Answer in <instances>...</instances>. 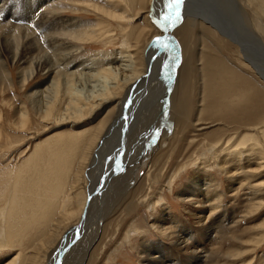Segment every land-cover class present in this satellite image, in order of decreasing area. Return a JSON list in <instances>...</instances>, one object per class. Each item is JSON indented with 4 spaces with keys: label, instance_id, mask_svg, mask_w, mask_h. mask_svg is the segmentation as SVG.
<instances>
[{
    "label": "rangeland",
    "instance_id": "obj_1",
    "mask_svg": "<svg viewBox=\"0 0 264 264\" xmlns=\"http://www.w3.org/2000/svg\"><path fill=\"white\" fill-rule=\"evenodd\" d=\"M4 1L5 2H3V0H0V6L2 5V7H4V12L0 17V40H2L0 41V51L2 50L0 52V62L5 66L4 69H0V75L2 76H0V264L7 263L17 255L19 257V261H17L16 264H27L31 262L30 260L33 254L32 252H34L35 249H30L28 247V244L38 243L39 240L48 237L47 230L50 227V225L48 224H51L54 218H56L59 213L58 206L55 205V210L53 211V202H46V198L55 191L56 183L58 185L60 184L59 186L62 190L59 198L55 200L56 202L58 201V203L60 202V205L64 200H67L68 197L69 200L67 203V207L69 206L70 201L74 204V200L75 202L79 200V197L75 198V195L72 194L71 188L68 191V188L73 179L78 175L76 171H74L78 158L75 160L76 154L74 152L75 149L73 150V148L75 147V143L77 141H85L87 140V138L86 136H83V139L81 137L74 138L73 136H78L81 134L83 135L85 130L84 128L86 126L93 127L96 121H89L88 123V118H91L92 115H88V118H84L87 116H82V119L78 116L74 117L73 114L71 115V118H69V115L65 114L68 105L69 92L66 88V79H64V76L61 77V80L65 85L62 86V92L59 95L58 99H56L55 97V92L49 91V88H47L51 81L54 79L55 72L51 74L50 72H46V70H39V72L28 81V83H23L22 77L24 74H26V70L29 69V64L26 62H20L19 56L14 58V49L15 47L19 46V53H22L23 50L26 49V59H33V57L42 56V54L43 56L48 57L50 56V54H52L53 49L50 45H47L45 39L43 38V35H41L42 33L38 29H36L37 27L34 26V24H32V19H35V21H37L36 19L40 17L42 12H44V15L50 17V12L58 11L59 15H61L59 16L58 12H56L58 15L57 21L59 24H63L64 20L73 22L76 21L82 25L80 27L81 31H91L92 27H88L91 22L92 24H96L101 19H104V23L100 25L103 30L101 32L103 38H94V41L89 40L90 42L86 44L79 41H72L76 49L75 54L77 56L74 57V61L77 63L76 65H79V62H84V65H82L84 66L82 67L84 70L80 67L78 69V72L81 71L82 73H90L91 68L97 65L90 64L87 67L85 63H89L93 60L95 61V63L99 61L103 65H106V62L110 60L109 58L111 57L112 60L117 57L119 51H121L124 47L126 48V45L128 43L136 46V50L134 52L132 50L129 52L130 59L128 57V63H130L131 61L132 54L135 56H137V53L141 54L143 50L138 51V49H143V47L142 44L137 45V39L139 41H142L143 39V36L145 34V32L143 31V27L146 20L144 19V14L140 16V18L138 17L133 19V16L135 15V12L138 8L137 5H139L137 0H132L133 4H131V1L129 0H118L119 2L121 1L120 3L125 7H128L130 11L129 13L125 14L127 18L123 21H114L112 19H108V17L104 15L101 16L99 11L96 9V6L98 4L111 9L112 0H56L55 3L51 7H49V9H44L41 7L49 0ZM240 1L243 2L244 5H248V0ZM108 2L111 3L109 4ZM198 2L200 3H198L196 7H193L192 3H186V8L187 6H190V8H192V11L189 12L190 15L198 18V21L201 22L198 23V25H210L209 21L206 20H212L213 24L216 25L218 29H215L213 26L209 27H211L215 31L217 30L220 33L221 37L225 36V40L228 41L226 42V44L224 42H221L220 44V47L224 48L225 50L224 53H227L230 55V57L234 58L235 61L239 63L238 65L244 64L243 61H238L240 58L236 51L240 50L239 47L243 42V31L241 18L239 16V13L236 12L234 6L228 9L227 18L222 19L221 21H215L214 15L211 12L209 6H205L204 4H202L201 0H198ZM151 5H149L150 11L152 9ZM161 8L158 13L155 12V16L152 17V19L156 18L157 20L160 19L163 21L161 17L170 15L172 9H168L165 5L164 7L161 6ZM250 10L251 8L248 5L249 15L248 18L246 15H244L245 21H247V23L251 25L253 30L255 29L254 31H256L258 24H262V26L264 27V14H259L261 17H258V14V16H256V13H253V11ZM61 11L63 13H61ZM175 12L176 10H174V13ZM152 19H150L152 21L151 23H154V20ZM205 21L206 23L208 22V24H206ZM107 25L108 27L110 25V27L108 28ZM158 27L159 26L156 24L152 29L151 35H156L157 31L159 34L164 35L162 29L160 30ZM177 27H175L174 29H177ZM46 31L48 30H45L44 32ZM261 31V37L264 41V30ZM170 33L179 41V36L174 30ZM101 34L100 36L102 37ZM28 35L31 37H28ZM199 36L202 37V46L200 47L201 52H209L210 48L213 46V43H210L211 45H209L207 40H209V36L213 38L214 34L206 31V34L200 33ZM195 39L197 40L198 36L194 33L193 40ZM235 39L238 41H236ZM147 40L150 41L149 38ZM21 41L24 42V44ZM204 42H206L210 47L206 48L204 46ZM144 45V47H146V45L148 46L147 43ZM175 45L176 44L174 43V46ZM76 47H78V49ZM176 49L180 50L177 47ZM255 51L256 50L254 47V51L250 54L249 57L246 58V60H254L255 54H257V52ZM178 52V55H180L181 51ZM261 52L264 63V51ZM99 59H101V61ZM179 61L180 59H178L176 63H179ZM232 66L234 67L236 65L232 64ZM66 70H64L63 73L69 74V69ZM171 79L172 81H170V86H172L169 87V90H172V87L175 85V80L173 78ZM85 82L79 81L77 83V88L83 90L84 93L87 92L94 84L91 81L86 82V84ZM201 85V78L199 77L196 82L195 92H193L192 90V94L195 93L194 97H197L195 102L196 106L199 105V101H197V99L201 96L202 91L199 90V86ZM169 90L167 91L168 93H166L168 97H170L171 94ZM262 95L263 96L261 99H264V94ZM61 98L63 101L61 100ZM125 107H127L125 109H128V106ZM44 109L48 112H46ZM23 112H26V117H24V119L22 117ZM208 112H206V115H209ZM136 116L139 117L140 113H138ZM63 117L65 118L63 119ZM129 118L127 119V117L125 116L123 119L119 120L118 124H122L123 121L126 123ZM142 118H144L143 115ZM237 118L240 119V116L237 115ZM195 120L196 119L191 120V124L194 127L190 129L192 133L190 132L189 135H186L187 139L183 138L180 144H176H179V148L177 151L181 152H178L176 157L177 159L171 162L174 163V166L173 164H170V167H168L167 169L164 164H166L169 153H167L166 151L170 149V139L174 133L172 132L168 134L167 136L169 138L166 139L165 142L163 141V143H159L155 147L156 150H152L151 147H149V145L146 143L152 135V139L153 137H156L157 139L159 138V135L156 132V128L154 129V132L149 133L142 141H140V143L145 141L143 142L144 145H142V152H138L136 154L137 156L128 161L124 167L117 168L116 172L114 173V175H112L111 179L108 180L105 186L106 188L108 183H111L112 188L108 190V192H106V189L104 187H100V198H98L97 200L94 199V202L90 204L91 209L88 219L89 222L104 213V211L102 210L104 209L106 215L102 214L99 218L102 217V219H104L103 217H107L109 215L117 218V226H114V228L112 227L111 233L109 234V236H105L103 241L102 237L95 242V248L93 249L95 251H88V244L93 240V234H91L90 236L87 235L85 237L88 240L87 246L85 247L82 245V243H77V241L73 239V243L70 242V244L65 248L64 251L66 253L63 252L61 254L62 257L59 258L60 263L57 262L58 264H88L89 257L92 256V253H95V259L92 264H152V262L150 261V256L153 257L155 255L159 256V258L165 259L166 264H264V240L260 242V238H258L259 235L255 230L259 223L264 219V206L258 210L250 211L248 209V204L252 197L251 190H249L251 188L249 187L254 185L258 181V183L256 184H260L261 182L263 184L258 189L264 190V181H260V179L263 180L264 175L260 174L262 176L257 175V177L252 173H248L247 175V170H251L256 166L255 161L258 159V157H256V155H254V157L253 155H244L243 160L240 161V157H235L228 154L226 155L225 153L221 155V153H219V159L222 162L220 163V165H215L216 162L214 161L213 163L211 161H209L208 163H203V161L194 163L199 159L201 153L209 147V144H211L212 141H215L219 137L224 136L222 142L230 140L231 143L229 142V144L231 145V148H233L234 146H236L235 142L237 138L234 134L235 130L233 129V127L229 126L227 129L226 124H223L221 121H214L212 119L210 121H200L199 123H194ZM85 122H87L89 125H82ZM143 122L141 124H143ZM168 122L169 117H166V120L162 123L164 125H167ZM138 126L139 125L136 126V129L139 128ZM241 132H243V134L248 133L246 128H241ZM129 133L130 131H127L124 134V138L127 137ZM199 133L202 135H200ZM71 136L73 138H70L69 147H71L72 145V149H69L74 152H70L72 155H74V157H68V154H66L62 157H57L54 159L51 158L50 153H48L50 152V149L56 151V147L60 148L61 143L67 144V141L69 139L68 137ZM233 136H235L236 138L234 137L235 139H231L233 138ZM242 137L243 136H241V138ZM156 138L155 141L157 142L158 140ZM232 141L235 145L232 144ZM176 145L173 146V149L175 151V148H177ZM226 145H224V148H227L229 146L228 143H226ZM187 146L189 148L187 150H184V147L186 149ZM128 150L130 149H128L125 145L123 146V144L120 148H115L116 154L118 155H121ZM77 151H79L78 148H76V152ZM247 152H249L248 149L245 151V154H247ZM207 156L208 155H206V157ZM233 157H235L236 159H234ZM73 158L74 160H72ZM155 158L160 164H154V162H156ZM246 158L248 159V161ZM249 159H251V161H249ZM253 162L255 163L253 164ZM68 163L70 164L68 165ZM90 163H93V160H91ZM153 164L155 166H153ZM208 164L213 165L212 167L210 165L207 167ZM160 165L163 167L161 168ZM221 165L226 167L224 168L225 170H231V173H233L232 176H234V178H229L228 175L224 172ZM150 166L152 167V169L150 168ZM182 166L184 167L181 169V176L179 175L176 177V182H174L172 186V191H169L167 188L166 190H164L163 188V191L159 190L161 186L164 185L165 181L167 183L166 179H168L167 177L171 176L173 170H175V172H178L179 168H181ZM64 167L68 170L67 175L63 174L64 176H60L62 169H65ZM242 167L245 168L243 169ZM59 168L62 169L59 170ZM154 170L156 173L154 172ZM154 174H157L159 178L158 181L154 182L153 188H146L144 190H141L148 180V176L149 179H151L152 176H155ZM89 176L90 174H88V176L84 174V180H81L83 187L86 186V180L90 184ZM205 178L208 179V182H212L211 184L213 185V187L209 189L210 191L208 190L205 195H196L194 199L190 201L185 200L186 202L179 197L180 195H182L184 198L182 191H184V189H187L186 191L190 190L192 186L190 185V183L192 181H194L195 185L199 186L201 184L202 186ZM152 180L153 179H151V181ZM231 180L233 181L231 182ZM102 181L103 180L101 179L97 183L95 182L92 186V189L94 190L95 184L97 188L99 183L101 184ZM231 186H233L234 189H231ZM132 192L134 193L133 195L131 194ZM160 195H163L164 197V199L162 200L164 204L158 205L157 200ZM145 196L146 201L144 200ZM37 197L41 198L37 200ZM123 197H128V200L122 205V208L120 207L121 205H119V202ZM207 199H209V205L206 207H204L205 205L201 204L200 202L198 204L193 203L194 200L204 201ZM112 200L114 202H112ZM129 201H132L131 205H128ZM43 202H46L45 204L47 206ZM126 208L129 210L127 211ZM17 212H19V214ZM43 212H45L46 214ZM51 212H54L55 214ZM201 213H203V215L206 214L207 219L205 218V221L203 220L204 222L200 220L201 217L199 218ZM196 214L197 217L194 216ZM173 216L175 217V219L173 218ZM223 217L226 227L221 230V237H219V231L217 230L219 229L218 223ZM75 218L76 220H78L76 216ZM43 219H46L47 221ZM42 221L45 223L47 222L48 224H44ZM161 225H165L168 230H163ZM165 226L163 227L165 228ZM62 230L60 232L61 236L58 235L57 237L58 241H60V238L66 235V233H70V230L68 228H63ZM179 230H183V232L185 233L184 235L187 234V237H191V240H188L189 242L191 241L190 247H192L195 243L197 245L196 247H198L200 250L199 252L194 253L192 251V249H195V247L190 248V250L186 251L176 244L175 241H178L176 233ZM86 232L87 231L83 232V234H85ZM131 233L133 236L129 238V234ZM39 244L40 243H38V245ZM51 244H54L52 245L51 249H55L52 252L54 253L56 250H58V242ZM35 245L37 246V244ZM219 245L222 246L220 247ZM257 246L258 248H260L258 249ZM80 247L81 251H79ZM248 248L252 252H247L248 254H246V249ZM238 252L241 255H239ZM237 253L238 255H236ZM216 254H221L220 257L216 259L217 263L208 262V258H213ZM26 256L28 257L27 259ZM49 256V254L38 255L34 264H49V262H47ZM200 256H203L204 258H201Z\"/></svg>",
    "mask_w": 264,
    "mask_h": 264
},
{
    "label": "bare ground",
    "instance_id": "obj_2",
    "mask_svg": "<svg viewBox=\"0 0 264 264\" xmlns=\"http://www.w3.org/2000/svg\"><path fill=\"white\" fill-rule=\"evenodd\" d=\"M55 1L56 0H49L48 2L44 3L41 7L44 9H47V8L49 9V7H51L55 3ZM129 1H131V4H133L132 0H129ZM137 1L139 5H137L138 8H137V11L135 12V15L133 16V19L138 18V17L140 18V16L144 14L143 16L146 22L144 24L143 31L145 32V34L143 36L142 41H139L137 39V45L142 44V47H143V49L139 48L138 51L143 50L142 53L141 54L137 53V56L132 54L130 63H128L130 59L129 52L131 50L134 52L136 50V46H133L131 43H128L126 45V48L124 47L121 51L117 50L119 51V53L117 52L118 56L112 60L110 57L109 58L110 60L106 62V65H103L98 60H97L98 61L97 63H95V61L92 60L89 63H85L87 67L90 64L97 65L91 68L90 73H82L80 71L81 69L79 70L80 72H78V69L80 67L81 68L84 67L82 66L84 65V62H79L80 64L76 65L77 63L74 61V57L77 55L75 54L76 49L72 41H79V42H83L86 44L90 42L89 40H93L94 38L96 39L103 38V35L101 34L103 30L100 27V25L104 23L105 20L101 19L96 24H92V22L90 25L88 24L89 28L90 26L92 27L91 31L90 30L81 31L80 27L82 25L76 21L73 22L69 20L68 21L64 20L63 24H59L57 21L58 15H59L58 11H56L58 12V15L54 11V12H50L51 16L49 17L47 15H44V12H42L40 17L36 19L37 21H35V19H32V22H33L32 24H34V26L37 27L36 29H38L42 33L41 35H43V38L45 39L47 45H50L51 48L53 49L52 54L49 53L50 56L46 55L48 57H45L42 54V56H38V57L31 56L33 57V59L32 58L26 59L25 57L27 54L26 49L23 50L22 53H19V46L15 47L14 49L15 53L13 57L15 58L19 56L20 62L22 63L26 62L29 64L28 66L29 69L26 70V74H24L22 77L23 83L25 84L28 83V81L34 75H36L39 72V70L41 71L46 70V72H50L51 74L55 72V77L51 81V83L48 85L47 88H49L48 89L49 91L55 92V97L56 99H58L59 95L62 92V86L66 84V88L69 92V99H68L67 110L64 109L66 110L65 114L69 115L68 116L69 118H71L72 114L74 117L78 116L81 118L82 116H87L84 118H88V115H92L91 118H88L89 119L88 123L89 121L90 122L96 121L93 127L86 126L84 128L85 130H84L83 135L81 134L78 136H73L74 138L76 137L82 138L83 136H86L87 138V140L85 141L82 140L84 137L81 139L82 141H79V142L77 141L75 143L76 144L75 147L73 148V150L75 149L74 152L76 154L75 160L78 158V160L76 161V167L74 171H76L78 175L74 179L72 177L73 181L70 184L68 191L71 188L72 194L75 195V198L79 197V200H77L76 202L74 200V204L73 202L70 201V204L67 207V203L69 200V197H68V199L64 200L63 203L60 205L59 204L60 202L58 203V201L56 202L55 200L59 198V196L62 193V190H61V187L59 186L60 184L58 185L56 183L55 191L46 198V202H49V203L50 201L53 202L52 205L54 207L52 208L50 206L53 211L55 210V205L58 206L59 213L56 216V218H54L51 224H48L47 222L45 223L42 221L44 224L50 225L49 228L47 227L48 237L42 240L38 239L39 240L38 243H40L39 245L38 243L28 244V247L30 249L32 248H35V249H34V252H32L33 254L30 260L32 263L30 262L27 264H34L36 257L40 254H43V255L49 254L50 256H49V259L47 258L48 259L47 262H49V264H58L57 262L60 261L59 258L62 257L61 254L65 252L64 251L65 248L67 247V245L70 244V242H72L73 239H75L77 243L78 242L82 243V245L85 247L87 246V241H88L87 238L85 237L87 235L90 236L91 234H93L92 236L93 240L88 244L89 245L88 251H91V250L95 251L93 250L95 248L94 246L95 242L101 239L102 237H103L102 238V241H103L105 236H109V234L111 233L112 227L114 228V226L115 227L117 226V218H114L110 215L107 217H103L104 219H102V217L99 218L102 214H105V210L102 209L104 213H102L96 219H92L89 222L88 219H89V213L91 209L90 204L94 202V199L97 200L98 198H100L99 196L101 195V193L99 192L100 190L99 188L100 187L105 188L106 183L108 182V180L111 179L112 175H114L117 168L124 167L128 161H130L132 158L137 156L136 154L138 152H142L141 151L143 149L142 145H144L143 142L145 141H143L142 143H140V141H142L149 133L154 132L155 128H156L157 134L159 135L158 139L155 137L158 141L156 142L154 137L152 139V136H153L152 135L150 139H148L146 142L149 145V147H151L152 150L155 149V147L159 143H163V141L165 142V140L169 138L167 136L168 134L172 132L174 133L170 139L171 141V143L169 144L170 149L166 151L167 153H169L168 159L166 160V164H164L166 169L170 167V164H173L174 166V163H171V162L175 161V159H177L176 157H177L178 152H181V151H177L179 148L178 145L182 142L183 138L187 139L186 135H189V133L191 132L190 129H192L193 127L191 124L192 122L191 120L196 119L194 123H199L200 121L202 122L210 121L213 119L214 121H221L223 124L225 123L227 129L229 126L233 127V129L235 130L234 134L237 138L233 136V138L231 139L236 138V142H235L236 146L231 148V145L229 144L230 140L222 142L224 136H221L215 141H212L211 144H209V147L207 149L205 148L206 150L201 153L199 159L195 161L194 163H197L198 161L200 162L203 161V163H208L209 161H211L213 163L214 161L216 162L215 165H220V163L222 162L219 159V153H221V155L225 153L226 155L228 154V155H232L235 157H240L239 158L240 161L243 160L244 155H248V156L253 155V157L254 155H256V157H258V159L255 161L256 166L252 168L251 170H247V175L248 173H252L256 177L257 175L259 176L264 175V99H261L263 96L262 94H264V63H263V58H262L263 56L261 54L262 53L261 51H264V41H263V38L261 37V33H262L261 30H264L263 29L264 27L262 26V24H258L257 25L258 30L256 29V31H254L255 29L253 30L251 25L248 24L244 18V15H246L247 18L249 15L248 5L251 8L250 11H253V13H256V16H258L259 14H264V0H248V5H244L243 2H241L240 0H201L202 4H204L205 6H209L211 12L214 15L215 21H221L222 19L227 18L228 17L227 11L232 6H234L236 12L239 13V16L241 18L242 31H243V42L241 46L239 45L240 50H236V51L240 58L238 61H243L244 63L241 65H238L239 63H237L234 58L230 57L229 54L227 53L225 54L224 48L220 47L221 42H224L226 44V42L228 41L225 40L226 39L225 36L221 37L220 33L217 30L215 31L214 29L209 27V26H213L215 29H218L217 26L213 24L212 20H206V21H209L210 25H205V24L198 25V23H201L198 21V18L193 15H190L189 12L192 11V8H190V6H187L186 8V3H192L193 7H196L198 3H200L198 2V0H183V2L179 6V15L177 16L175 14L176 12L174 13V10L176 9H172L169 15L171 17V20L167 22L162 21L160 19L157 20L156 18L152 19V17L155 16V12L158 13L162 9L161 6L163 7L164 5L166 6V3L168 2V0H164V4H163V0H137ZM3 2L5 1L3 0ZM120 2L118 0H112L111 9L98 4L96 6V9L99 11L101 16L104 15L108 17V19L110 20L112 19L114 21L115 20L123 21L124 19L126 20L127 18L125 14L129 13L130 11L128 7H125ZM149 5L152 6L151 11L149 10ZM3 12H4V7H2L1 5L0 6V17L2 16ZM61 13L63 12L61 11ZM258 17H261V16L259 15ZM150 19L154 20V23H151L152 21ZM156 24L159 26L158 28L160 30L162 29V31L164 32V35L159 34L158 31L157 32L155 31L157 33L156 35H151L152 29L155 27ZM206 24H208V22ZM175 27H177V29H174ZM45 30H48V31L44 32ZM173 30L179 36V41L175 36H173L170 33ZM166 31H167V34H165ZM206 31L210 32L211 34H214L213 38L209 36L208 37L209 40H207L209 45H211L210 43H213L214 48L212 46L209 52L207 53H205V51L201 52L200 50V47L202 46L201 45L202 37L199 36L200 33L206 34ZM194 33L198 36L197 40L196 39L193 40ZM100 34L102 35V37L100 36ZM28 37H31V36L28 35ZM148 38L150 39V41L147 40ZM157 38H159V42H157ZM17 39H14V40H17ZM205 39H206V35H205ZM22 43L24 44V42ZM146 43L148 44V46L146 45V47H144L145 46L144 44ZM174 43L176 44L175 46H174ZM209 45L206 42H204V46L206 48H209L210 47ZM253 46L255 47V50H256L255 52H257V54H255L254 56V53H253L254 60H249V59L246 60V58L249 57L250 54L254 51ZM176 47L179 48L180 50H177ZM76 48L78 49V47ZM213 49L216 52H214ZM178 51H181L180 55H178L179 54ZM178 59H180V61L179 63H176ZM99 60L101 61V59ZM232 64H235L236 66L233 67ZM4 67H5L4 64L2 65V63L0 62V69H4ZM231 68H233L234 70ZM247 68H250L251 71L250 69H247ZM66 69H69L70 71L69 74L63 73L64 70ZM62 76H64V79H66L65 84L62 83V80H61ZM199 77L201 78V84H202L201 86H199L200 87L199 90H201L202 92H201V96L197 99V101H199V105L196 106L195 102H196L197 97H194L195 93L192 94V90L193 92H195L196 82ZM171 78L175 80V85L172 87L173 88L172 90L171 89L169 90V87L172 86V85L170 86V81H172ZM79 81L80 82L82 81L90 82L91 81L94 84L93 86H91V88L87 92L84 93L83 90L77 88V83ZM168 90L169 92H171L170 97H168L166 94L168 93L167 92ZM125 106H128V109H125L127 108ZM206 112H208L209 115H206ZM138 113H140L139 117L136 116ZM128 115L130 118L128 117ZM142 115L144 116V118H142ZM196 115H197V118H196ZM237 115L240 116V119L237 118ZM125 116L127 117V119L129 118V120L126 123L122 120L123 121L122 124H118L119 120L123 119ZM22 117L23 119L24 117H26V112H23ZM166 117H169V122L167 125H164L162 122L166 120ZM64 118L65 117H63V119ZM142 122L143 124H141ZM88 123L85 122L82 125H89ZM137 125H139L138 126L139 128L136 129ZM241 128H246L248 133L243 134L244 131L241 132ZM127 131H130V133L128 134L127 137L124 138V134ZM224 135H227V134H224ZM241 136L243 137L241 138ZM73 137L72 136L68 137L69 139L67 141V144H62L60 142L61 147L60 148L56 147V151L50 149V152L48 153H50L51 158L54 159L57 157H62L63 155H66V154H68L67 155L68 157L70 156L74 157V155L70 153L72 152L71 151L72 145L71 147H69L70 138H73ZM177 143L179 144L176 145ZM226 143H228L229 146L227 148H224V145H226ZM122 144L123 146L125 145L130 150L125 151V153L123 154L120 153L121 155H118L116 154L117 150L115 151V148L116 147L120 148ZM232 144L235 145L234 142ZM174 145L177 146V148H175L176 151L173 149ZM76 148H78L79 151L76 152ZM188 148H189L188 146L186 147V149L184 147V150H187ZM247 149L249 152L245 154V151ZM206 155L208 156L206 157ZM235 157L233 158L236 159ZM72 160H74V158ZM91 160H93V163H90ZM249 161H251V159H249ZM255 162H253V164ZM156 163L160 164L159 162H157V159H156V162H154V164ZM69 164L70 163H68V165ZM154 164L153 166H155ZM209 165L212 167L213 164H208L207 167ZM162 167L163 166H161V168ZM183 167L184 166L179 168L178 172H175V170H173L172 172L171 170L172 174L171 176L167 177L168 178L166 179L167 183L165 181L164 185L161 186L159 190L163 191V188L164 190H166L167 188L169 191L170 190L172 191V186L174 182H176L175 181L176 177L181 174V169ZM221 167L223 168L224 172L228 175L229 178H234V176H232L233 173H231V170L229 171L227 169L225 170L224 168L226 167L223 165H221ZM150 168L152 169L151 166ZM60 169L62 168H59V170ZM67 172L68 170L66 168L62 169L60 176H64L63 174L67 175ZM84 174L87 176L88 174H90L89 176L90 184L86 180L85 182L87 183L85 187H83L82 182H81V180L84 177ZM158 178L159 177L156 174L155 176H152L151 179L153 180L151 181V179H149V176H148V180L146 181L144 187L141 190H144L146 188H153V184L155 181H158ZM101 179L103 180L101 184L99 183L97 188L95 184V188L93 187L94 188L93 190L92 189L93 184L95 182L97 183ZM204 180L205 181L203 182L202 186L201 184L197 186L194 184V181H192L190 183V185H192L191 189L188 191H186L187 189H184V191H182L184 198L182 195L180 196L178 195V196L184 201L185 200L190 201L194 199L196 195L197 196L205 195L206 192H208V190L213 187V185L211 184L212 182H208V179L205 178ZM232 181L233 180H231V182ZM260 181H264V178L263 180L260 179ZM256 183H258V181ZM256 183L249 187L251 188L249 190H251V196H252L248 204V209L250 211L261 209L264 206V190L258 189L263 184L262 182L260 184H256ZM111 188H112L111 183H108L107 187L105 188L106 192H108V190H110ZM232 188L234 189L233 186H231V189ZM131 194L133 195L134 193L132 192ZM40 198L37 197V200H39ZM145 199H146V196L144 197V200ZM163 199H164L163 195H160V197L157 200V204L158 205L164 204V202L162 201ZM127 200H128V197H123L119 202L120 203L119 205H121L120 207H122V205ZM46 202H43V203L45 204ZM112 202L114 201L112 200ZM199 202L201 204H204L205 205L204 207L209 205L208 203L209 199L204 200V201L194 200L193 203L198 204ZM131 204H132V201H129L128 205H131ZM128 210L129 209H127V211ZM17 213L19 214V212ZM51 213L55 214L54 212H51ZM75 216L78 218V220H76ZM194 216L197 217V214ZM157 217H160V216H157ZM200 217L201 218L203 217V218L201 219ZM224 217L220 219L218 223L219 229L217 230L219 231L218 232V234L220 235L219 237H221V234H220L222 233L221 230L226 227L224 224L225 223ZM173 218L175 219L174 216ZM199 218L200 220H202V222H204L206 218V214L203 215V213H201ZM43 220H46V219H43ZM49 222H50V218H49ZM161 226L163 230L167 229L165 225H161ZM163 226H165V228ZM63 228H68L70 230V233L68 234L66 233V235L62 236L63 238L61 237L60 241H58L57 237L58 235L61 236L60 232ZM255 230H256V233L259 235L258 238H260V242L263 241L264 240V219L262 222L259 223V225L257 226ZM85 231L87 232L83 234V232ZM184 234L185 233L183 232V230H179L176 233L177 238H178V241H175L176 244L179 245L180 248H183L186 251L190 250V248L195 247V249H192V251L194 253L199 252L200 250L198 247H196L197 245L195 243L193 244L192 247H190L191 241L189 242L188 240H191V237L189 238L186 236L187 234L186 235ZM131 236H133L132 233L129 234V238H131ZM50 239H51V243L58 242V245H57L58 250H56L54 253L52 252L55 249L51 250L52 245L54 244L50 243ZM35 244H37V246ZM249 248L246 249V254H248L247 252H252L250 251ZM79 251H81V247ZM238 253L236 255H238ZM91 255L92 256L89 257L88 264H92V262L95 259V253H92ZM220 255L216 254L215 257L213 258L209 257L208 262L217 263L216 259L219 258ZM239 255L241 254L239 253ZM200 257L204 258L205 255L204 257L203 256H200ZM27 258L28 257L26 256V259ZM150 258H151L150 261L152 262V264H159V263L166 262L165 259L159 258V256H156V255L153 257L150 256ZM17 261H19L18 255L14 256L13 259H11L5 264H16Z\"/></svg>",
    "mask_w": 264,
    "mask_h": 264
},
{
    "label": "snow or ice",
    "instance_id": "obj_3",
    "mask_svg": "<svg viewBox=\"0 0 264 264\" xmlns=\"http://www.w3.org/2000/svg\"><path fill=\"white\" fill-rule=\"evenodd\" d=\"M183 2V0H168L167 4H166V7L168 9H176V15L178 16L179 15V6L180 4ZM163 21L167 22L171 19L170 16L168 15H165L162 17ZM157 42H159V38H157Z\"/></svg>",
    "mask_w": 264,
    "mask_h": 264
},
{
    "label": "water",
    "instance_id": "obj_4",
    "mask_svg": "<svg viewBox=\"0 0 264 264\" xmlns=\"http://www.w3.org/2000/svg\"><path fill=\"white\" fill-rule=\"evenodd\" d=\"M171 20V19H170ZM165 34H167V31H166V33Z\"/></svg>",
    "mask_w": 264,
    "mask_h": 264
}]
</instances>
